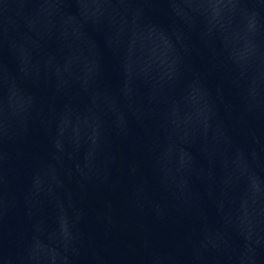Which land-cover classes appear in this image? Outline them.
I'll return each instance as SVG.
<instances>
[{"label":"water","instance_id":"water-1","mask_svg":"<svg viewBox=\"0 0 264 264\" xmlns=\"http://www.w3.org/2000/svg\"><path fill=\"white\" fill-rule=\"evenodd\" d=\"M0 264H264V0H0Z\"/></svg>","mask_w":264,"mask_h":264}]
</instances>
